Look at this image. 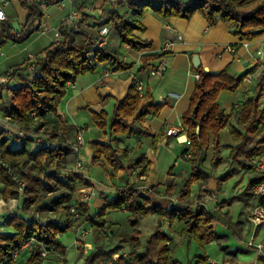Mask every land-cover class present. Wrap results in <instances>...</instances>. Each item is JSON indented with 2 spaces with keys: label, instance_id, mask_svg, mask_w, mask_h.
Here are the masks:
<instances>
[{
  "label": "trees",
  "instance_id": "16d2710c",
  "mask_svg": "<svg viewBox=\"0 0 264 264\" xmlns=\"http://www.w3.org/2000/svg\"><path fill=\"white\" fill-rule=\"evenodd\" d=\"M60 1L43 0L46 5ZM19 2L27 8L25 23L18 31L7 21H0V48L8 41L24 42L40 28L43 18L41 3L37 0ZM121 6H126V13L119 10ZM147 10L164 19H189L195 12H199L210 25L218 21L230 24L232 33L240 40H251L258 35L255 31L257 28L262 31L264 28V0H113L111 7L103 9L99 17L82 13L80 20L74 23L71 22L73 20L60 22L57 26L58 37L43 47L40 56L25 58L10 68L7 79L16 78L17 84L6 87V83L0 82V98L5 88L10 92L9 99L3 105V114L26 131L50 129V138L56 141L54 146L40 144L33 149L32 137L28 136L10 144L4 131L0 130L2 199L8 201L24 195L20 210L4 215L3 222L11 231H0V264L9 263L15 250L26 242L32 244L26 264H42L50 254L57 257L64 255L66 246L61 237L73 228L74 222L81 224L89 221L94 230L98 231L105 225L103 217L108 209L124 208L130 213L127 219L131 230L118 239L121 242H133L138 247L141 243L139 221L149 213L158 216L155 230L143 246L141 245L143 250L134 253L131 264H180L169 245V235L160 228L161 220H167L169 223L182 221L185 227L180 239H194L201 246L214 240L220 242L225 239L226 235L215 230V217L201 201V196L191 197L190 184L197 183L205 187L204 192L208 191L207 184L211 176L202 169V162L211 141L214 147L212 166L217 167L222 162L220 153L223 145L220 144L219 131L229 122V114L218 104L217 97L222 90H235L247 73L230 76L224 69L211 73L201 65L196 68L199 78L191 93L189 107L182 114V123L189 141L190 155L187 161L191 164V173L179 192V200L170 208L156 205L150 207L149 200L140 188L125 184L116 186L114 196L105 198V206L91 214L87 203L73 201L72 198L78 182L87 184L85 178L80 173L67 170L61 179L60 172L53 170L65 169L67 157L74 153L68 142L69 126L45 119L47 115L57 112L67 85L75 82L80 74L94 72L98 63L107 62L114 71L135 68L134 62L124 60L106 45H97L98 37L94 38L83 28V24L89 19H94L98 27L111 25L121 42L131 49L141 50L152 45L150 40L141 39L134 34L135 30L145 31L146 26L138 18ZM35 19L40 22L31 28ZM78 37L88 40L89 46L78 44ZM158 57L157 54L142 55L141 66L136 71L144 70L149 60ZM30 64L33 65L32 71L28 70ZM31 73L33 77H30ZM263 90L264 70L258 76L254 95L243 104L237 114V123L241 129L233 126L231 130L232 139L236 144L231 147L229 159L246 170L253 169L251 158L264 151V130L259 131L260 126L264 125V111L259 107ZM144 99L149 101L144 102ZM164 105L165 102H155L149 92L141 94L136 80L132 79L126 95L114 105L111 113L105 109L92 112L93 123L108 138L106 143L98 140L89 142L93 153L92 162L104 166L105 160L115 170L124 169L119 153L127 155L128 148L118 145V136L131 133L136 122L143 121L148 114L157 115ZM197 126H200L199 132ZM141 133L152 136L155 145V135L147 131ZM138 145L139 143L135 148ZM131 151H134V148ZM230 174L228 170L216 179L217 188ZM259 179L257 175L250 180L245 191L252 192ZM172 188L169 187L166 192L169 193ZM239 197L236 195L226 201L231 202ZM35 211L39 212V217L31 216ZM42 213L47 214L42 216ZM61 216L64 217L63 222L60 220ZM221 249H224L223 262L234 261L239 251L230 250L226 246ZM43 250L46 251L44 257ZM225 253L228 256L226 259ZM115 254L117 257L111 264H128L123 254L118 253V246L110 249L96 246L95 250L86 255L84 261L86 264H101L110 257L112 259ZM194 264L220 263L212 262L204 254L197 256Z\"/></svg>",
  "mask_w": 264,
  "mask_h": 264
},
{
  "label": "crops",
  "instance_id": "0c3cea01",
  "mask_svg": "<svg viewBox=\"0 0 264 264\" xmlns=\"http://www.w3.org/2000/svg\"><path fill=\"white\" fill-rule=\"evenodd\" d=\"M37 1L41 3L43 18L41 22L39 19H35L31 28L40 22L46 30L56 23L53 26L55 28L53 37L56 39L57 26L66 20V16L69 19L72 13H77L79 16L74 17L75 21L80 20L82 13L99 17L103 9L111 7L113 0H61L57 4L51 5H46L43 0ZM119 10L124 13L127 12L126 6H121ZM9 11L17 13L19 23H12ZM6 13L8 18L6 21L19 31L25 23L27 8H24L19 0H10L6 7ZM138 19L146 26V29L145 31L135 30L134 34L141 39L152 42L150 47L141 50L129 48L128 45L120 41L111 25H106L109 31L105 45L124 60L134 62L135 68L114 71L109 63H98L94 72L88 71L80 74L75 82L67 85L66 93L59 102L57 112L45 117L47 120L69 126V131L78 126L84 129V143L81 151L79 154L73 153L67 157L65 168L68 167L69 170H72L77 158L83 159L85 165L80 174L85 178L87 184L81 182L76 184V190L72 195L73 201L79 200L87 203L91 214H93L105 206V198L110 199L114 196L116 186L130 184L139 188L142 186L151 187L150 192H143L149 200L150 207L156 205L165 209L170 208L179 200V192L169 196L166 190L169 187H173L175 190L182 189V184L190 173V163L187 162L190 155L189 141L185 126L182 123V114L189 107L190 96L198 79L196 77L198 73L192 64L193 55L199 56L200 65L209 72L212 70L219 72L224 69L230 76L255 72L256 76L251 81L243 78L235 90H222L217 97L218 104L223 107L225 113L229 114V122L219 131V137L220 144L223 145L220 154L225 159L222 160L221 165H225L224 168L231 166L232 178H235L233 187L229 189V185L226 183H223L220 189L216 187L219 170L212 168L214 147L211 141L202 162L203 168L210 169V172L205 169L211 176L207 184L208 191L204 192L205 187L197 185L191 191V195H201L202 202L215 217L213 223L215 229L221 226L223 230H230L236 239L243 240V245L234 243L233 247L228 246L231 250H239L235 260L224 263L222 261L221 264H264V248L258 251L255 247L258 243L264 244V224L257 228H253L250 224L249 217L257 200L251 191H245L249 181L254 179L257 173L254 169L246 170L237 164H235L236 166L230 165L231 160L229 159L231 147L236 144L232 139V127L236 126L241 129L237 123V114L242 109L243 104L254 95L258 76L263 71L259 65L255 64L253 53L261 45L264 31L251 40H240L232 33L230 24L218 21L214 25H210L199 12H195L189 19L180 17L164 19L151 10H147ZM83 28L87 31L91 29L93 33L88 32L94 38L100 36L101 27L95 25L94 19H89L88 22L84 23ZM37 32L38 30L33 32L24 42L13 43L8 41L5 44L4 47H7L8 50L5 51L6 55L3 61L8 64V67L0 74L4 73L2 75L7 77L11 64L22 62L29 54L33 55L32 51L38 50L40 47L38 44L46 35L38 39L35 35ZM166 45L167 51L162 54L161 49ZM227 46H231V50L226 49ZM42 49H39V56L42 54ZM2 53L4 52L0 51V55ZM149 54H157L159 57L149 60L147 67L137 72L136 69L141 66V56ZM160 62L165 65L163 76H150L147 72L148 66L157 65ZM132 79L136 80L141 94L149 92L155 102H165V105L157 115L148 114L143 121L136 122L131 133L118 136V145L128 148L127 155L119 153L124 169L115 170L105 160L101 159L104 162L105 172H103L105 176L102 178L93 177L90 172L98 164L92 162L93 153L89 142L98 140L106 143L108 138L93 123L92 112L105 109L111 113L114 105L126 95ZM17 82L18 79L16 78L8 79L6 86L11 87L12 83L17 84ZM148 101L149 99H144V102ZM261 101H264V90L259 99V107ZM263 126H260L259 131L264 130ZM170 129L171 133H168ZM76 131L73 132L74 137ZM142 131H147L156 136L155 145L153 144V137L142 134ZM74 137L70 135L69 139H74ZM137 143L139 145L135 148ZM133 148L134 151H131ZM174 157L175 163L168 169ZM180 157L184 160L183 168L176 175V171L172 170V167L174 165L178 167ZM166 160L169 165H166L168 163L165 164ZM2 187L0 184V199L4 203L1 196ZM236 194L240 197L231 202L226 201L229 196ZM2 203L0 204V223L2 224L0 229L11 231L3 222L4 215L8 214V208L7 206L4 207ZM18 207L21 208V202ZM117 210L126 215L130 214L124 208ZM103 219L105 223H110V219ZM175 227L182 229L184 223H169L164 220L162 225L163 231L171 239V245L169 242L171 247L180 238V235L174 230ZM220 234L226 235V233ZM187 242L190 243L188 240ZM215 243L211 242L210 244L215 245ZM249 243H252L253 246H250ZM28 244L29 242L23 244L18 259L13 263L10 260L7 264L23 263L30 252L31 247ZM209 260L219 262L221 259L218 260L209 255Z\"/></svg>",
  "mask_w": 264,
  "mask_h": 264
},
{
  "label": "rangeland",
  "instance_id": "374dc122",
  "mask_svg": "<svg viewBox=\"0 0 264 264\" xmlns=\"http://www.w3.org/2000/svg\"><path fill=\"white\" fill-rule=\"evenodd\" d=\"M9 17H10V20L12 21L13 24L19 23V18H18V15L16 12H14V11L10 12ZM75 20L76 19H73V21H71V22L74 23ZM65 21L70 22V20L67 19V16H66ZM55 24L56 23H54L53 26ZM53 26L51 25L50 28L44 30V26L42 27V25H41L40 28L38 29V32L35 34L36 38L39 39L43 35L44 36L46 35V36L40 43L38 42L39 43L38 45H40V47H38V50L32 51L34 56L38 55L40 48L45 47L50 41L54 40L53 36L55 33V28ZM88 31L93 33V31L91 29H88ZM96 31H97V28H96ZM56 36L58 37V34ZM77 42L80 45L89 46V41L83 37H78ZM5 44L0 48V51L4 52V53H2V55H0V72H3L8 67V64L3 61V58H5V55H6L5 51L8 50L7 47H4ZM14 64H11L9 66V68H12V66ZM2 74H4V73H2ZM2 74H0V81H1V78H4V76ZM5 75H6V73H5ZM78 127H80V126H78ZM76 130H77V128L72 129L70 131L69 134L71 135V137L73 136V132H75ZM225 154H227V151H225ZM175 157L173 158L170 165H169V162H167V160L165 161V164L168 163L166 165H169L168 169L171 167V165H173V163H175ZM221 157L224 159V157L222 155H221ZM179 160L180 161L178 163V167H175V165L172 167V170L176 171V175H178V173H180L179 171L183 168L182 164L184 163V160L181 157L179 158ZM188 163H190V162H188ZM221 163L217 167L212 166V168H214V169L217 168L219 170L218 171L219 177H221L226 171L231 169V166H227L226 168H224L225 165H223V164L221 165ZM230 165L236 166L235 163H233V162H231ZM202 169L204 171L206 169L210 172V169H208V168L202 167ZM222 169H224V170L222 171ZM53 170L60 172L59 177L61 179H63L64 175L66 174L67 170H69V169L67 167V169H55V168H53ZM103 171H104V166L98 165L92 169L90 174L93 177L102 178L105 176V174H104L105 171L104 172ZM208 171H206V172H208ZM230 172H231L230 176L226 180L222 181L220 187L217 189H220L223 183L228 184L229 189L231 187H233L234 182H235V178H232V170H230ZM190 173H191V164H190ZM189 174L185 178L182 185H184ZM184 175L186 176V174H184ZM197 185H199V184H197V183L190 184V190L193 191V189H195V187ZM216 187H217V185H216ZM180 190L181 189L175 190V188H172L168 194H169V196H172L173 193H178V192H180ZM236 195H231L228 197V199L232 198L233 196H236ZM199 196H201V195H199ZM199 196L191 195V197H195V198L199 197ZM12 199H14V198H12ZM12 199H9L8 201L4 200V203H2V200L0 199V204L2 203L4 205V207L7 206L8 210L10 212H15V211L20 210L18 207L19 203H20V198L17 200L16 204H13V203L11 204ZM46 214L47 213H44V214L42 213V216L46 215ZM62 216L60 217V220L63 222L64 217H62ZM127 217H128V215L124 214L120 210L108 209L106 211V215L103 218L110 219L109 220L110 223L106 222L104 227L100 228L98 231L94 230V227L90 225L89 221H84L81 224L74 222L73 228L66 231L63 234V236L61 237L63 244L66 246V253L64 255L62 254L59 257H57L54 254H50L42 262V264H86L84 261L86 255L89 252L95 250L96 246H101L103 249H110L112 247L114 248L115 246H118V253L123 254V256L126 258V261L128 262V264H131L134 253L135 252H141L143 250V247H141V245L143 246V244L147 240L148 236L155 230V228L158 224V216L155 213H149L139 221L138 229L140 230V236L139 237H140V242H141L139 247L136 246V244L133 242H121L118 239L119 236L127 235L131 230V226L128 223V219H126ZM161 221L162 222H161L160 228L163 231L162 225H163L164 220H161ZM175 222H182V221L175 220L172 223H175ZM1 225L2 224L0 223V226ZM184 227H185V225H184ZM184 227L182 229H180L179 227H175L174 230L177 234L180 235L182 230L184 229ZM215 230L218 233H226L225 239L220 241V242L219 241L217 242L215 240L211 241V242H216L215 245H211L210 244L211 242H209V243L201 246L194 239H190V240L188 239V241H190V243H188L187 239L181 240L179 238V240H177L172 245L174 257L177 260H179L180 264H194L197 256L206 254L208 257H209V255H211L213 257H216L218 260L221 259L218 262L221 264L222 259H223V250H224V249H221L222 246H226V248H228L227 246L233 247L234 243H239L240 245L244 244L243 240L236 239L234 234L230 230H223V228L221 226H219ZM170 245H171V242H170ZM28 246L31 247L32 244L29 243ZM229 249L231 250V248H229ZM232 250H236V249H232ZM25 251L27 252V249ZM237 252H239V251H237ZM18 257H19V254L17 257L15 256L13 259H10L11 263H13L16 259H18ZM116 257H117V254L113 255L112 259H110L111 258L110 257L109 259H106L105 261H103L101 264H111L112 261L115 260ZM227 257L228 256L225 253L224 258L226 259ZM21 264H26V260L23 261V263H21Z\"/></svg>",
  "mask_w": 264,
  "mask_h": 264
},
{
  "label": "built area",
  "instance_id": "2783aa9c",
  "mask_svg": "<svg viewBox=\"0 0 264 264\" xmlns=\"http://www.w3.org/2000/svg\"><path fill=\"white\" fill-rule=\"evenodd\" d=\"M29 1V0H24ZM10 0H0V21H6L7 13H6V7L9 4ZM75 16H79L77 13H72L69 16V20H73ZM108 27L104 26L100 29L99 33L100 36L96 40V44L99 46L105 45L107 43V35H108ZM264 31V28H263ZM180 38V36L178 35ZM226 49L231 50V46H227ZM167 51V45L164 46L161 49V53L164 54ZM34 55L29 54L27 58H33ZM253 60L255 61V64L259 65L264 70V38L262 39L261 45L254 51L253 53ZM29 71L33 70V65L30 64L28 67ZM147 72L150 76L155 77H162L165 72V65L163 62L158 63L157 65H149ZM256 76L255 72L248 73L244 76V79L247 81H251ZM30 77H33V74L31 73ZM196 77L199 78V74H196ZM7 77L1 78L0 82L7 84ZM12 82V80H11ZM16 84L12 83V86H15ZM10 87V86H6ZM10 97V92L7 91L5 88L2 92V97L0 98V130L4 131L5 137L8 139V142L10 144L17 143L18 141L24 139L25 137H32L33 138V146L32 148L35 149L40 144H50L54 146L56 144V141L50 138L51 130L42 128L38 131L30 130L26 131L21 128H19L17 125H15L7 116L3 114V105L7 102V100ZM260 108L264 111V101L260 102ZM168 133H171V129L168 130ZM69 144L74 150V153L79 154L81 151V148L84 143V129L81 127H77V131L75 134L74 139H68ZM251 163L253 166V169L257 173V175L260 177L259 181L253 186L252 193L256 198V205L253 207L251 211V215L249 217L250 224L253 228H257L260 225L264 224V151L256 156H253L251 158ZM85 168L83 160L80 158H77L76 162L74 163L72 170L80 173L81 170ZM23 185V183L21 184ZM139 188V187H138ZM140 190L143 192H150L151 187H140ZM24 198V195L21 194L20 196V202H22V199ZM17 201V200H16ZM8 214L11 213L9 210L7 211ZM7 214V213H6ZM32 217H39L40 214L38 211H35L31 214ZM3 229H0V231ZM250 246H253L252 243H249ZM256 249L258 251H261L264 248L263 243H258L256 246ZM21 248H18L13 253L12 259L16 256H18L19 252L21 251ZM46 255V251H42V257Z\"/></svg>",
  "mask_w": 264,
  "mask_h": 264
},
{
  "label": "water",
  "instance_id": "95a60500",
  "mask_svg": "<svg viewBox=\"0 0 264 264\" xmlns=\"http://www.w3.org/2000/svg\"><path fill=\"white\" fill-rule=\"evenodd\" d=\"M256 33L260 34L262 32V29L261 28H257L256 30ZM192 64L194 66V68H197L200 66V60H199V56L197 54H194L193 57H192ZM211 73H218L217 71H210ZM200 131V126H197V132Z\"/></svg>",
  "mask_w": 264,
  "mask_h": 264
},
{
  "label": "bare ground",
  "instance_id": "6f19581e",
  "mask_svg": "<svg viewBox=\"0 0 264 264\" xmlns=\"http://www.w3.org/2000/svg\"><path fill=\"white\" fill-rule=\"evenodd\" d=\"M16 202H17V201H16L15 199H12V200H11V204H12V203H13V204H16Z\"/></svg>",
  "mask_w": 264,
  "mask_h": 264
}]
</instances>
